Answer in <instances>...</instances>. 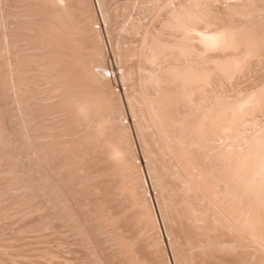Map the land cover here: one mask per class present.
Segmentation results:
<instances>
[{"label":"rangeland","instance_id":"rangeland-1","mask_svg":"<svg viewBox=\"0 0 264 264\" xmlns=\"http://www.w3.org/2000/svg\"><path fill=\"white\" fill-rule=\"evenodd\" d=\"M22 1L0 0V264H264V4Z\"/></svg>","mask_w":264,"mask_h":264},{"label":"bare ground","instance_id":"bare-ground-1","mask_svg":"<svg viewBox=\"0 0 264 264\" xmlns=\"http://www.w3.org/2000/svg\"><path fill=\"white\" fill-rule=\"evenodd\" d=\"M5 1H6V0H5ZM8 1H9V0H8ZM21 1H22V0H21ZM32 1H33V0H32ZM35 1H36V0H35ZM42 1L45 2V1H47V0H40L39 2L37 1V3H40V2H41V4H42ZM49 1H50V0H48L45 4H44V3H43V4H44V5H46V4L48 5V4H49V3H48ZM69 1H70V0H69ZM245 1H246V0H245ZM247 1H248V0H247ZM263 1H264V0H263ZM263 1H262V3H261L260 0H257V2L259 3L260 6H261V4H262V5L264 4ZM13 2H14V1H13ZM52 2H53V1H52ZM104 2H105V1H104ZM122 2H123V1H122ZM134 2H136V1H134ZM248 2H250V0H249ZM22 3H23V1H22ZM29 3H31V0L29 1ZM33 3H35V2L33 1ZM50 3H51V2H50ZM70 3H71V2H70ZM138 3H139V2H138ZM54 4H55V3H54ZM66 4H67V3H66ZM81 4H82V3H81ZM112 4H114V3L111 2V5H112ZM115 4H116V3H115ZM117 4H118V3H117ZM129 4H130V3H129ZM4 5H5V4H4ZM33 5H34V4H33ZM35 5H36V3H35ZM35 5H34V6H35ZM39 5H40V4H39ZM50 5L53 6V3H51ZM58 5H59V2H58ZM63 5H64V4H63ZM108 5H109V4H108ZM111 5H110V6H111ZM251 5H252V3H251ZM6 6H7V5H6ZM10 6H11V5H10ZM34 6H33V8H34ZM36 6H38V4H37ZM40 6H41V5H40ZM42 6H43V5H42ZM52 6H49V7H50V8H53ZM55 6L58 7V6H57V3L55 4ZM81 6H82V5H81ZM85 6H86V5H85ZM114 6H115V5H114ZM123 6H124V4H123ZM232 6L234 7L235 5H232ZM237 6H238V4H237ZM240 6H241V4H240ZM260 6H259V7H260ZM22 7H23V6H22ZM25 7L27 8V6H25ZM56 7H55V8H56ZM64 7H66V6H64ZM64 7H63V8H64ZM77 7H80V6L78 5ZM235 7H236V6H235ZM235 7H234V8H235ZM262 7H263V8H261V9H264V5H263ZM8 8H9V7H8ZM17 8H18V7H17ZM31 8H32V7H31ZM33 8H32V9H33ZM38 8L41 9L42 7H41V8L38 7ZM45 8L47 9V6H46ZM55 8H53L54 10H52V11H51V10H50V11H47V12H48L47 15H48V14H51V15L54 17V18H53L51 15H48V16L51 17V19L53 18L52 21H51V19H50L47 15H45L44 12H45L46 10L43 11V13H44V15H45L44 18L47 17L49 23H48V22L46 23L45 20H44V22H45L46 25H44V27L40 28V29H43V28H44L45 33H46L45 35H47V31H48V32H49V35L51 34L50 36H51V37L54 36V38H56V35L59 37L58 34H60V33L56 32V31H54V30L59 31V30L63 29V27H66V28H67V26H69V25H68L69 23H67V26H66V24H65L64 22H61V21H63L62 19H61V20L58 19V17H57V16L59 15L58 12H57V15L53 12V11H56ZM68 8H69V7H68ZM124 8H125V7H124ZM129 8H130V7H129ZM241 8H242V7H241ZM5 9H6V8H5ZM22 9H23V8H22ZM35 9H37V7H36ZM35 9H34V11H38V10H35ZM58 9H59V8H57V10H58ZM109 9H110V8H109ZM113 9H115V8L113 7ZM113 9H112V10H113ZM235 9H236V8H235ZM63 10H67V9L65 8V9H63ZM70 10H71V12H72V9H70ZM73 10H74V9H73ZM75 10H77V9H75ZM79 10H80V9H79ZM110 10H111V9H110ZM130 10H131V9H130ZM239 10H240V9H239ZM27 11H28V10H27ZM41 11H42V10H40V11H38V12L41 13ZM58 11H59V10H58ZM80 11H81V10H80ZM231 11H232V10H231ZM241 11H242V10H241ZM2 12H3V11H2ZM13 12H14V11H13ZM13 12H12V13H13ZM22 12H23V11H22ZM52 12H53V13H52ZM63 12H64V11H63ZM85 12L87 13V11H85ZM111 12H113V11H111ZM111 12H110V13H111ZM130 12H131V11H130ZM202 12H203V11H202ZM236 12H237V11H236ZM25 13H26V12H25ZM28 13H29V11H28ZM31 13H33V11H32ZM36 13H37V12H36ZM59 13H60V12H59ZM74 13H75V12H74ZM114 13H117V12L114 11ZM33 14H34V13H33ZM62 14H63V13H62ZM78 14H79V13H77L76 15L78 16ZM107 14H108V13H107ZM239 14H240V13H239ZM12 15H13V14H12ZM73 15H74V14H73ZM108 15H109V14H108ZM183 15H184V14H183ZM17 16H18V15H17ZM29 16H30V14H29ZM34 16H35V15H34ZM41 16H42V15H41ZM60 16H62V15H60ZM80 16H81V15L79 14V17H77V18H80ZM197 16H198V15H197ZM205 16H206V15H205ZM245 16H246V13H245ZM245 16H244V17H245ZM32 17H33V16H32ZM37 17H38V15H37ZM37 17H36V18H37ZM62 17H63V16H62ZM65 17H66V16H65ZM70 17H72V16H70ZM73 17H74V16H73ZM73 17H72V18H73ZM87 17H88V16H87ZM89 17H91V16H89ZM89 17H88V18H89ZM28 18H29V17H28ZM42 18H43V16H42ZM85 18H86V17H84V19H85ZM88 18H87V19H88ZM125 18H126V17H125ZM201 18H202V16H201ZM12 19H13V18H12ZM49 19H50V20H49ZM54 19H55V20H58V21L60 20V22H61L62 24H64L65 26H60V25H62V24L60 23V25H59V22L54 24V22H53ZM64 19H65V18H64ZM225 19H226V18H225ZM235 19H236V18H235ZM17 20H18V19H17ZM27 20H28V19H27ZM35 20H36V19H34V21H35ZM69 20H70V19H69ZM71 20H72V19H71ZM85 20H86V19H85ZM176 20H177V19H176ZM206 20H207V19H206ZM12 21H13V20H12ZM15 21H16V20H15ZM38 21H40V20H37L36 22H38ZM50 21L53 22V23H50ZM65 21H67V20H65ZM75 21H76V20H75ZM86 21H87V20H86ZM86 21H85V22H86ZM121 21H122V20H121ZM180 21H181V20H180ZM17 22H18V21H17ZM44 22L41 21L40 23H44ZM56 22H57V21H56ZM244 22H245V21H244ZM21 23H22V22H21ZM32 23H33V22H32ZM75 23H76V22H75ZM75 23H74V24H75ZM77 23H78V22H77ZM171 23H172V22H171ZM25 24H26V23H25ZM38 24H39V22H38ZM38 24H36V25H38ZM52 24H54V26H55V25H56V26L54 27ZM71 24H73V23H71ZM71 24H70V25H71ZM19 25H20V24H19ZM29 25H30V24H29ZM31 25H32V24H31ZM36 25H35V26H36ZM41 25L43 26V24H41ZM79 25H80V23H79ZM82 25H83V24H82ZM240 25H241V24H240ZM11 26H12V25H11ZM26 26H27V25H26ZM33 26H34V24H33ZM39 26H40V24H39ZM191 26H192V25H191ZM237 26H238V25H237ZM237 26H236V27H237ZM8 27H9V26H8ZM12 27H13V26H12ZM22 27H25V26H22ZM30 27H31V26H30ZM80 27H81V26H80ZM87 27H89V26H87ZM178 27L180 28V26H178ZM187 27H188V26H187ZM239 27H240V26H239ZM247 27H248V26H247ZM247 27H246V28H247ZM36 28H38V31H39V27L36 26ZM60 28H61V29H60ZM70 28H71V27H70ZM184 28H185V26H184ZM242 28L245 29V27H242ZM249 28H250V27H249ZM252 28H253V27H252ZM81 29H82V27H81ZM188 29H189V28H188ZM229 29H230V28H229ZM237 29H238V28H237ZM6 30H7V29H6ZM17 30H18V29H17ZM33 30H34V29H33ZM65 30H66V29L63 30V32H64L63 34L61 33V35H63V36L60 35L61 37H59V38H61V40H63V41H61L59 38H56V39H58V42L60 41L59 44H60L61 42H63L61 45H62V47L64 46V47L66 48V47H68V43H69V41H67V39L65 38V40H66V42H65L63 38H64L65 36L68 37L69 35H67L68 32H66ZM174 30H175V29H174ZM178 30H179V29H178ZM232 30H233V29H232ZM232 30H231V32L233 33L234 30H233V31H232ZM235 30H236V29H235ZM11 31H12V30H11ZM53 31L56 33V35L54 34ZM67 31H68V30H67ZM80 31L83 32V34L85 33L83 30H79V32H80ZM221 31H222V30H221ZM226 31H227V30H226ZM237 31H238V30H237ZM240 31H241V30H240ZM247 31H248V30H247ZM255 31H256V30H255ZM261 31H262V30H261ZM30 32H31V31H30ZM40 32H41V30H40ZM40 32H39V33H40ZM59 32H60V31H59ZM71 32H72V31H71ZM168 32H169V31H168ZM208 32H209V31H208ZM224 32H225V31H224ZM228 32H229V31H228ZM243 32H244V31H243ZM245 32H246V31H245ZM13 33H14V32H13ZM35 33H36V32H35ZM39 33H38V34H39ZM41 33H42V32H41ZM65 33H67V34H65ZM88 33H89V32H87V35H88ZM177 33H178V32H177ZM190 33H191V32H190ZM196 33H197V32H196ZM198 33H199V32H198ZM220 33H221V32H220ZM237 33H238V32H237ZM240 33H241V32H240ZM247 33H248V32H247ZM32 34H33V33H32ZM42 34H44V33H42ZM53 34H54V35H53ZM64 34H65V36H64ZM81 34H82V33H81ZM83 34H82V35H83ZM91 34H92V33H91ZM152 34H153V33H152ZM159 34H160V33H159ZM201 34H202V33H201ZM248 34H249V33H248ZM254 34H255V33H254ZM11 35H12V33H11ZM24 35H26V34H24ZM33 35H36V34H33ZM49 35H48V36H49ZM141 35H142V34H141ZM165 35H166V34H165ZM167 35H168V34H167ZM174 35H175V34H174ZM190 35H191V34H190ZM202 35H203V34H202ZM223 35H224V34H223ZM226 35H227V34H226ZM228 35H229V34H228ZM235 35H236V33L234 34V36H235ZM240 35H243V34H240ZM246 35H247V34H246ZM246 35H245V36H246ZM255 35H256V34H255ZM18 36H19V35H18ZM84 36H86V34H84ZM89 36H90V35H89ZM153 36H154V35H153ZM160 36H161V34H160ZM176 36H177V35H176ZM192 36H193V35H192ZM230 36H231V35H230ZM243 36H244V35H243ZM243 36H242V38H243ZM41 37H42V35H41ZM62 37H63V38H62ZM86 37H87V36H86ZM163 37H164V36H163ZM172 37H173V36H172ZM189 37H191V36H189ZM196 37H197V36H196ZM196 37H195V38H196ZM220 37H221V35H220ZM248 37H249V36H248ZM18 38H19V37H18ZM18 38H17V39H18ZM21 38H22V37H21ZM29 38H30V37H29ZM32 38H33V37H32ZM32 38H31V39H32ZM37 38H38V37H37ZM45 38H46V37H45ZM52 38H53V37H52ZM52 38H51V39H52ZM87 38H88V37H87ZM141 38H142V37H141ZM153 38H154V37H153ZM192 38H194V36H193ZM200 38H201V36H200ZM200 38H199V39H200ZM228 38H229V37H228ZM235 38H236V36H235ZM253 38H254V37H253ZM263 38H264V37H263ZM2 39H3V38H2ZM48 39H49V38H48ZM48 39H45V43H46V40H48ZM56 39H55V40H56ZM83 39H84V38H83ZM91 39H92V38H91ZM151 39H152V38H151ZM170 39H171V38H170ZM230 39H231V38H230ZM233 39H234V38H233ZM239 39H240V37H239ZM250 39H252V38H250ZM13 40H14V39H13ZM29 40H30V39H29ZM39 40H41V39H39ZM49 40H50V39H49ZM68 40H69V39H68ZM161 40H163V39H161ZM164 40H166V39H164ZM168 40H169V39H168ZM189 40H190V39H189ZM201 40H202V39H201ZM220 40H221V39H220ZM234 40H235V39H234ZM244 40H246V39H244ZM253 40H254V39H253ZM7 41H8V40H7ZM90 41H91V40H90ZM95 41H96V40H95ZM236 41H237V40H236ZM238 41H239V40H238ZM250 41H251V40H250ZM260 41H261V40H260ZM14 42H16V41H14ZM14 42H13V43H14ZM23 42H24V41H23ZM43 42H44V40H43ZM54 42H56V41H54ZM64 42H65V43H64ZM70 42H71V41H70ZM163 42H164V41H163ZM173 42H174V41H173ZM178 42H179V41H178ZM195 42H196V41H195ZM211 42H212V41H211ZM214 42H215V41H214ZM254 42H255V41H254ZM19 43H20V42H19ZM35 43H36V42H35ZM38 43H39V42H38ZM45 43H44V45H43L44 47H45V45H46ZM48 43H49V42H48ZM50 43H51V42H50ZM92 43H95V42L92 41ZM96 43H97V42H96ZM169 43H170V42H169ZM171 43H172V42H171ZM188 43H189V42H188ZM198 43H199V42H198ZM212 43H213V42H212ZM236 43H238V42H236ZM249 43H250V42H249ZM11 44H12V43H11ZM11 44H10V45H11ZM56 44H57V43H55V45H56ZM73 44H74V43H73ZM177 44H178V43H177ZM250 44H251V43H250ZM8 45H9V44H8ZM38 45H39V44H38ZM48 45H49V44H48ZM52 45H53V44H52ZM57 45H58V44H57ZM70 45H71V44H70ZM95 45H96V44H95ZM155 45H156V44H155ZM165 45H166V44H165ZM220 45H221V44H220ZM243 45H244V44H243ZM21 46H22V45H21ZM58 46H59V45H58ZM82 46H83V45H82ZM159 46H160V45H159ZM166 46H167V45H166ZM174 46H175V45H174ZM182 46H183V45H182ZM216 46H217V45H216ZM225 46H226V45H225ZM241 46H242V45H241ZM246 46H247V45H246ZM10 47H11V46H10ZM49 47H50V45H49ZM51 47H52V46H51ZM53 47H54V46H53ZM70 47H71V46H70ZM79 47H80V46H79ZM85 47H86V46H85ZM163 47H164V46H163ZM163 47H162V48H163ZM167 47H168V46H167ZM192 47H193V46H192ZM192 47H190V48H192ZM249 47L252 48V46H250V45H249ZM257 47H258V46H257ZM68 48H69V47H68ZM90 48H92V47H90ZM154 48H155V47H154ZM168 48H169V47H168ZM246 48H247V47H246ZM2 49H3V48H2ZM16 49H17V48H16ZM47 49H48V46H47ZM58 49H59V48H58ZM94 49H95V48H94ZM254 49H255V48H254ZM39 50H40V49H39ZM51 50H52V49H51ZM55 50H56V48H54V51H55ZM68 50H70V49H68ZM243 50H244V49H243ZM247 50H248V49H247ZM2 51H3V50H2ZM16 51H17V50H16ZM59 51H60V50H59ZM65 51L67 52L66 49H65ZM74 51H75V50H74ZM88 51H89V48H88ZM92 51H93V53H94V50H92ZM96 51H97V50H96ZM161 51H162V50H161ZM249 51H250V50H249ZM257 51H258V50H257ZM39 52H40V51H39ZM57 52H58V51H57ZM60 52H61V51H60ZM62 52H63V51H62ZM83 52H84V51H83ZM177 52H178V51H177ZM19 53H20V52H19ZM46 53H47V52H46ZM50 53H51V52H50ZM53 53H54V52H53ZM67 53H68V52H67ZM71 53H72V52H71ZM87 53H88V52H87ZM172 53H173V52H172ZM249 53H251V51H250ZM11 54H14V53H11ZM57 54H58V53H57ZM77 54H78V53H77ZM85 54H86V53H85ZM245 54H246V52H245ZM251 54H252V53H251ZM255 54H256V53H255ZM23 55H24V54H23ZM58 55H59V54H58ZM62 55H63V54H62ZM65 55L67 56V54H65ZM86 55H87V54H86ZM175 55H176V54H175ZM184 55H185V54H184ZM246 55H247V54H246ZM246 55H245V57H244L243 55H242V56H243L244 58H247ZM249 55H250V54H249ZM249 55H248V57H249ZM48 56H49V55H48ZM66 56H65V57H66ZM74 56H75V55H74ZM5 57H6V56H5ZM30 57H31V56H30ZM40 57H41V56H40ZM44 57H45V56H44ZM53 57H54V56H53ZM56 57H58V56H56ZM60 57H62V56H59V58H60ZM63 57H64V56H63ZM69 57H70V56H69ZM239 57H240V56H239ZM239 57H238V58H239ZM254 57H255V56H254ZM254 57H253V58H254ZM3 58H4V57H3ZM27 58H28V57H27ZM66 58H67V57H66ZM73 58H74V57H73ZM165 58H166V57H165ZM168 58H169V57H168ZM240 58H241V57H240ZM20 59H21V58H20ZM50 59H51V58H50ZM61 59H62V58H61ZM61 59H60V60H61ZM63 59H64V58H63ZM182 59H183V58H182ZM241 59H243V58H241ZM70 60H71V59H70ZM177 60H178V59H177ZM49 61H50V60H49ZM54 61H56V60H54V58H53V62H54ZM57 61H58V60H57ZM57 61H56V63H57ZM68 61H69V59H68ZM73 61H74V60H73ZM84 61H85V60H84ZM237 61H238V60H237ZM240 61H241V60H240ZM240 61H239V62H240ZM243 61H244V60H243ZM35 62H36V61H35ZM59 62H60V61H59ZM176 62H177V61H176ZM244 62H245V61H244ZM14 63H15V62H14ZM54 63H55V62H54ZM56 63H55V64H56ZM62 63H63V62H62ZM242 63H243V62H242ZM29 64H30V63H29ZM74 64H75V63H74ZM95 64H96V63H95ZM239 64H240V63H239ZM244 64H245V63H244ZM244 64H243V65H244ZM45 65H46V64H45ZM66 65H67V61H66ZM66 65H65V67H67ZM179 65H181V64H179ZM12 66H13V65H12ZM58 66L60 67V65H58ZM74 66H75V65H74ZM92 66H93V65H92ZM233 66H234V65H233ZM14 67H15V66H14ZM65 67L63 66V68H65ZM83 67H84V66H83ZM178 67H179V66H178ZM230 67H231V66H230ZM45 68H47V67H45ZM72 68H73V67H72ZM9 69H10V68H9ZM28 69H29V68H28ZM35 69H36V68H35ZM49 69H50V68H49ZM77 69H78V68H77ZM241 69H242V68H241ZM20 70H21V69H20ZM46 70H47V69H46ZM46 70H45V72H46ZM71 70H73V69H71ZM75 70H76V68H75ZM78 70H79V69H78ZM23 71H24V70H23ZM64 71H65V69H64ZM28 72H29V71H28ZM47 72H50V71L48 70ZM72 72H73V71H72ZM75 72H76V71H75ZM100 73H101V72H100ZM60 74H61V73H60ZM77 74H78V73H77ZM22 75H23V74H22ZM25 75H26V74H25ZM37 75H38V74H37ZM64 75H65V74H64ZM38 76H39V75H38ZM54 76H55V75H54ZM76 76H77V75H76ZM169 76H170V75H169ZM56 77H58V76H56ZM56 77H55V78H56ZM82 77H83V76H82ZM27 78H28V77H27ZM29 78H30V77H29ZM29 78H28V79H29ZM77 78H78V77H77ZM8 79H9V78H8ZM22 79H23V78H22ZM172 79H173V78H172ZM67 80H69V79H67ZM59 81H60V79H59ZM262 81H263V80H262ZM37 82H38V81H37ZM49 84H50V83H49ZM84 88H85V87H84ZM59 91H60V90H59ZM74 92H75V91H74ZM73 94H74V93H73ZM88 94H89V93H88ZM252 97H253V96H252ZM93 98H94V97H93ZM263 98H264V97H263ZM72 99H73V98H72ZM83 101H84V100H83ZM226 104H227V103H226ZM236 104H237V103H236ZM233 105H234V104H233ZM225 109H226V108H225ZM236 109H237V108H236ZM167 110H168V109H167ZM226 112H227V111H226ZM105 117H106V116H105ZM205 119H206V118H205ZM164 125H165V124H164ZM211 131H212V130H211ZM252 138H253V137H252ZM263 138H264V137H263ZM250 142H251V141H250ZM248 145H249V144H248ZM260 145H261V144H260ZM186 146H187V145H186ZM251 150H252V149H251ZM253 150H254V149H253ZM202 153H203V152H202ZM252 154H253V153H252ZM200 155H201V154H200ZM69 157H70V156H69ZM199 157H200V156H199ZM262 158H263V157H262ZM237 160H238V159H237ZM206 161H207V160H206ZM263 161H264V160H263ZM209 162H210V161H209ZM223 164H224V163H223ZM192 165H193V164H192ZM214 165H215V164H214ZM233 167H234V166H233ZM252 167H253V166H252ZM229 168H230V167H229ZM261 169H262V168H261ZM257 170H259V169H257ZM239 171H240V170H239ZM250 172H251V171H250ZM86 174H87V173H86ZM204 174H205V173H204ZM256 174H258V173H256ZM256 174H255V175H256ZM235 175H236V173H235ZM253 175H254V174H253ZM240 176H241V175H240ZM223 177H224V176H223ZM177 178H178V177H177ZM242 178H243V177H242ZM234 180H235V179H234ZM133 182H134V181H133ZM222 182H223V181H222ZM204 183H205V182H204ZM209 183H210V182H209ZM225 183H226V182H225ZM236 184H237V183H236ZM223 185H224V184H223ZM233 185H234V184H233ZM7 186H8V185H7ZM246 186H247V185H246ZM235 187H236V186H235ZM211 188H212V187H211ZM232 188H233V187H232ZM250 190H251V189H250ZM263 190H264V189H263ZM250 192H252V191H250ZM254 192H255V190H254ZM222 193H223V192H222ZM255 193H256V192H255ZM258 193H259V192H258ZM197 195H198V194H197ZM247 195H248V194H247ZM254 195H255V194H254ZM215 196H216V195H215ZM234 196H235V195H234ZM243 196H244V195H243ZM241 197H242V196H241ZM250 197H251V196H250ZM190 198H191V197H190ZM232 199H233V198H232ZM245 200H247V199H245ZM242 201H243V200H242ZM247 201H248V200H247ZM258 201H259V200H258ZM260 201H261V200H260ZM10 203H11V202H10ZM191 203H192V202H191ZM182 204H184V203H182ZM256 204H257V203H256ZM256 204H255V205H256ZM250 205H251V204H250ZM263 205H264V204H263ZM182 206H183V205H182ZM258 206H259V205H258ZM138 207H139V206H138ZM253 207H254V206H253ZM176 208H177V207H176ZM181 208H182V207H181ZM253 209H255V208H253ZM258 209H259V208H258ZM258 209H257V210H258ZM183 210H184V208H183ZM176 212H177V211H176ZM212 212H213V211H212ZM252 212H253V211H252ZM23 216H24V215H23ZM186 218H187V217H186ZM255 218H256V217H255ZM215 219H216V218H215ZM146 221H147V220H146ZM65 223H66V222H65ZM204 223H205V222H204ZM141 224H142V223H141ZM208 224H209V223H208ZM211 224H212V223H211ZM21 225H22V224H21ZM215 225H216V224H215ZM220 225H221V224H220ZM226 225H227V224H226ZM137 226H138V225H137ZM72 228H73V227H72ZM139 228H140V227H139ZM223 228H224V227H223ZM62 230H63V229H62ZM211 230H212V229H211ZM226 230H227V227H226ZM220 231H221V230H220ZM222 231H223V230H222ZM224 232H225V230H224ZM228 232H229V231H228ZM222 233H223V232H222ZM230 234H231V232H230ZM233 234H234V233H233ZM32 235H33V234H32ZM220 237H221V235H220ZM223 237H224V236H223ZM233 237H234V236H233ZM19 238H20V237H19ZM217 238H218V237H217ZM226 238H227V237H226ZM28 239H29V238H28ZM40 239H41V238H40ZM129 239H130V238H129ZM233 239H234V238H233ZM20 240H21V239H20ZM20 240H19V241H20ZM236 240H237V239H236ZM1 241H2V240H1ZM19 241H18V242H19ZM132 241H133V240H132ZM231 241H232V240H231ZM228 242H229V241H228ZM233 242H234V241H233ZM239 242H240V241H238V243H239ZM242 243H243V242H242ZM235 244H236V243H235ZM233 245H234V244H233ZM94 246H95V245H94ZM200 246H201V245H200ZM209 246H210V245H209ZM218 246H219V245H218ZM213 247H214V246H213ZM4 248H5V247H4ZM231 248H232V247H231ZM237 249H238V248H237ZM224 250H225V249H224ZM230 250H231V249H230ZM230 250H228V251H230ZM257 250H258V249H257ZM226 251H227V250H226ZM238 251H239V249H238ZM19 252H20V251H19ZM232 252H233V251H232ZM234 252H235V251H234ZM141 253H142V252H141ZM228 253H229V252H228ZM23 254H24V253H23ZM242 254H243V253H242ZM146 255H147V254H146ZM230 255H232V254H230ZM251 255H252V254H251ZM259 255H260V254H259ZM75 256H76V255H75ZM210 256H211V255H210ZM214 256H215V254L213 255V257H214ZM237 256H238V255H237ZM261 256H262V255H261ZM147 257H148V256H147ZM216 257H219L218 259H220V258H221V255H218V256H217V254H216ZM249 257H250V256H249ZM142 258H143V257H142ZM208 258H209V260H210V259L212 258V256H211V258H210V257H208ZM7 259H8V258H7ZM214 259H216V258H214ZM214 259H213V260H214ZM221 259H222V258H221ZM221 259H220V261H221ZM224 259H225V258H224ZM259 259H260V258H259ZM211 260H212V259H211ZM211 260H210V261H211ZM239 260H241V259L239 258ZM217 261H218V260H217ZM217 261H215V262H216V263H219V264L221 263V262H217ZM234 261H235V260H234ZM234 261H233V262H234ZM28 262H29V261H28ZM213 262H214V261H213ZM215 262H214V263H215ZM229 262H230V261H229ZM132 263H133V262H132ZM214 263H213V264H214Z\"/></svg>","mask_w":264,"mask_h":264}]
</instances>
